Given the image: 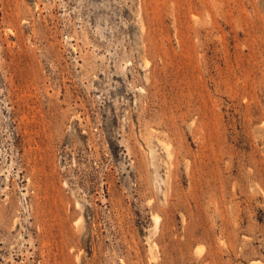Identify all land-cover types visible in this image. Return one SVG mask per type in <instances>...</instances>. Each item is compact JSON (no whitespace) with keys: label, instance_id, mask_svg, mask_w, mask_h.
I'll list each match as a JSON object with an SVG mask.
<instances>
[{"label":"rangeland","instance_id":"obj_1","mask_svg":"<svg viewBox=\"0 0 264 264\" xmlns=\"http://www.w3.org/2000/svg\"><path fill=\"white\" fill-rule=\"evenodd\" d=\"M0 264H264V0H0Z\"/></svg>","mask_w":264,"mask_h":264}]
</instances>
